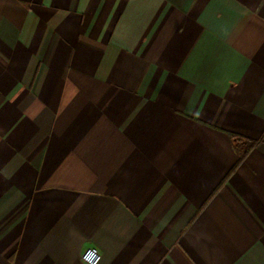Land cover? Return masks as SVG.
Returning a JSON list of instances; mask_svg holds the SVG:
<instances>
[{
	"label": "crops",
	"instance_id": "crops-1",
	"mask_svg": "<svg viewBox=\"0 0 264 264\" xmlns=\"http://www.w3.org/2000/svg\"><path fill=\"white\" fill-rule=\"evenodd\" d=\"M91 247L264 264V0H0V264Z\"/></svg>",
	"mask_w": 264,
	"mask_h": 264
},
{
	"label": "built area",
	"instance_id": "built-area-1",
	"mask_svg": "<svg viewBox=\"0 0 264 264\" xmlns=\"http://www.w3.org/2000/svg\"><path fill=\"white\" fill-rule=\"evenodd\" d=\"M82 261L85 264H100L101 254L96 248H88L82 255Z\"/></svg>",
	"mask_w": 264,
	"mask_h": 264
},
{
	"label": "trees",
	"instance_id": "trees-1",
	"mask_svg": "<svg viewBox=\"0 0 264 264\" xmlns=\"http://www.w3.org/2000/svg\"><path fill=\"white\" fill-rule=\"evenodd\" d=\"M231 136L233 137V139H235L237 141L239 140L235 135H231ZM246 153H247V151H245L244 153L241 154V158H240L241 160L244 158V156H245Z\"/></svg>",
	"mask_w": 264,
	"mask_h": 264
}]
</instances>
